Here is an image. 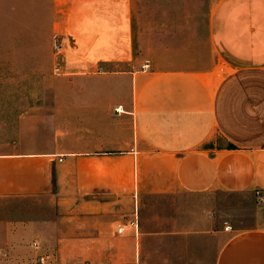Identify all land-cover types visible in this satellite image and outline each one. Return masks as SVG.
<instances>
[{"label": "crops", "instance_id": "obj_1", "mask_svg": "<svg viewBox=\"0 0 264 264\" xmlns=\"http://www.w3.org/2000/svg\"><path fill=\"white\" fill-rule=\"evenodd\" d=\"M52 1L89 83L54 84L0 140V264H264V204L239 222L209 204L264 193V4L212 3L148 56L131 0Z\"/></svg>", "mask_w": 264, "mask_h": 264}, {"label": "rangeland", "instance_id": "obj_2", "mask_svg": "<svg viewBox=\"0 0 264 264\" xmlns=\"http://www.w3.org/2000/svg\"><path fill=\"white\" fill-rule=\"evenodd\" d=\"M136 49L149 54L170 46H180L182 36L203 29L212 3L264 0H131ZM54 9L52 0H0V140L7 126L36 101L52 99L56 83H89V77L63 69L54 49ZM57 28V27H55ZM62 66V68H61ZM59 68V71L56 68ZM222 221H243L256 205L264 204V193L244 195L214 194L209 198ZM79 233L65 236L73 245L84 239Z\"/></svg>", "mask_w": 264, "mask_h": 264}, {"label": "built area", "instance_id": "obj_3", "mask_svg": "<svg viewBox=\"0 0 264 264\" xmlns=\"http://www.w3.org/2000/svg\"><path fill=\"white\" fill-rule=\"evenodd\" d=\"M54 49H55V51H56V53L58 54V55H60V51H59V48H60V45H59V43H58V41H57V36H55L54 37ZM148 65L146 64V65H144L143 66V68H145V67H147ZM59 69H60V67L58 68H56V70L57 71H59ZM231 227L229 226V225H226L225 226V230H228V229H230ZM119 232L121 231V229H119L118 230ZM35 247H38V245H37V243H35ZM48 258V255H45V254H40V255H38L37 256V260H36V264H45V262H46V259Z\"/></svg>", "mask_w": 264, "mask_h": 264}]
</instances>
